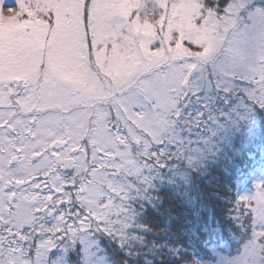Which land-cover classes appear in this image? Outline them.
<instances>
[{
	"label": "snow or ice",
	"instance_id": "obj_1",
	"mask_svg": "<svg viewBox=\"0 0 264 264\" xmlns=\"http://www.w3.org/2000/svg\"><path fill=\"white\" fill-rule=\"evenodd\" d=\"M0 264H264V0H0Z\"/></svg>",
	"mask_w": 264,
	"mask_h": 264
},
{
	"label": "rangeland",
	"instance_id": "obj_2",
	"mask_svg": "<svg viewBox=\"0 0 264 264\" xmlns=\"http://www.w3.org/2000/svg\"><path fill=\"white\" fill-rule=\"evenodd\" d=\"M9 3L11 4L12 3V0H9Z\"/></svg>",
	"mask_w": 264,
	"mask_h": 264
}]
</instances>
